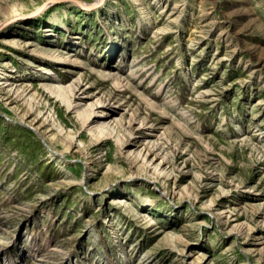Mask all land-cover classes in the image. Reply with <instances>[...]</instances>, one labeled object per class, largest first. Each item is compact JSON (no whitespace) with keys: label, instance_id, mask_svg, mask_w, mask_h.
I'll return each mask as SVG.
<instances>
[{"label":"rangeland","instance_id":"374dc122","mask_svg":"<svg viewBox=\"0 0 264 264\" xmlns=\"http://www.w3.org/2000/svg\"><path fill=\"white\" fill-rule=\"evenodd\" d=\"M47 1L0 0V264H264V0Z\"/></svg>","mask_w":264,"mask_h":264},{"label":"bare ground","instance_id":"6f19581e","mask_svg":"<svg viewBox=\"0 0 264 264\" xmlns=\"http://www.w3.org/2000/svg\"><path fill=\"white\" fill-rule=\"evenodd\" d=\"M98 1H100V0H98ZM43 14H44V13H43ZM39 18H40V17H37V18H35L34 20H38ZM66 91H67V90H66ZM66 91H65L64 88H62V87H58L56 92H57L58 97H61V98H63L65 101L68 102V97H67V94H68V93H66ZM70 94H73L71 90H70ZM103 113H104L103 116H105V114H106V110L103 111ZM101 117H102V116H101ZM98 128H99V132H100L101 134H104V133H111L112 131H114V127L112 126V124L109 123V121H108V122H106V121L102 122Z\"/></svg>","mask_w":264,"mask_h":264},{"label":"water","instance_id":"95a60500","mask_svg":"<svg viewBox=\"0 0 264 264\" xmlns=\"http://www.w3.org/2000/svg\"><path fill=\"white\" fill-rule=\"evenodd\" d=\"M64 1H71V0H48L47 2H45L43 4V6L39 9L38 12H41L46 7H48V6L52 5V4L59 3V2H64ZM72 1L76 2V4H78V6L80 8H82L84 10H88V11L93 10V9L101 6L105 2V0H100L97 4L90 5V6H85L80 1H77V0H72ZM14 21H16V19L12 20V22H14Z\"/></svg>","mask_w":264,"mask_h":264}]
</instances>
